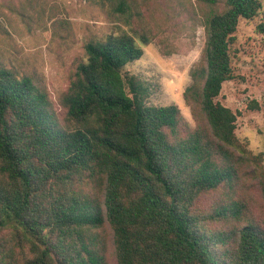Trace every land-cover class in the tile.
I'll list each match as a JSON object with an SVG mask.
<instances>
[{
    "label": "trees",
    "instance_id": "1",
    "mask_svg": "<svg viewBox=\"0 0 264 264\" xmlns=\"http://www.w3.org/2000/svg\"><path fill=\"white\" fill-rule=\"evenodd\" d=\"M87 1L117 30L85 43L57 103L43 76L0 63V264H264V156L219 100L264 0ZM198 25L191 126L125 69Z\"/></svg>",
    "mask_w": 264,
    "mask_h": 264
},
{
    "label": "rangeland",
    "instance_id": "2",
    "mask_svg": "<svg viewBox=\"0 0 264 264\" xmlns=\"http://www.w3.org/2000/svg\"><path fill=\"white\" fill-rule=\"evenodd\" d=\"M259 22L264 24V12L254 22H241L235 45L237 79L223 85L219 100L237 114L239 139L264 156V32L258 31ZM116 30L106 14L87 0H0V63L43 76L57 103L68 88L71 70L85 59V43ZM169 38L177 53L164 55L153 42L125 70L150 87L149 105H176L193 126L183 94L191 84L193 65L203 55L205 30L202 25L195 30L176 29ZM57 109L63 116L58 105ZM111 264H117L114 254Z\"/></svg>",
    "mask_w": 264,
    "mask_h": 264
}]
</instances>
